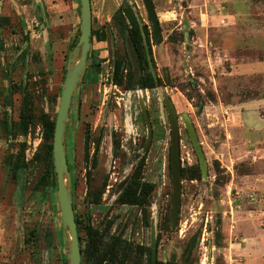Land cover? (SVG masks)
<instances>
[{
	"label": "rangeland",
	"instance_id": "374dc122",
	"mask_svg": "<svg viewBox=\"0 0 264 264\" xmlns=\"http://www.w3.org/2000/svg\"><path fill=\"white\" fill-rule=\"evenodd\" d=\"M47 1L51 20L47 15L46 27L51 40L48 38L47 45L29 44L24 48L27 57L22 62L18 57L25 39L16 35L17 25L7 16V0H0V16L4 19L0 54V264H67L66 233L56 193L51 195L35 187L45 169L41 161L33 158L44 141L42 125L36 121L22 133L15 123L25 91L31 94L37 115L42 111L56 113L72 51L70 42L78 40V0ZM90 1L92 31H102L105 38L93 37L85 79L78 91L79 115L76 116L75 97L66 134L80 235L86 238V225L104 232L111 221L110 233L121 232L123 247L130 253L125 264H148V252L141 247L151 248L152 261L181 263L187 259L193 264H252L254 258L260 259L263 249L247 248L245 239L263 231L259 227L263 223L258 222L254 212L259 202L258 191L242 180L245 173L255 169L248 164V147L240 132L230 130L233 125L239 131L246 127L230 117L240 110L237 103L253 93L264 95V71L251 76L225 74L227 62L218 47L225 50L231 46L218 35L243 30L230 23L217 28L211 20L217 13L228 18L235 12L243 18L252 15L258 20L257 25L264 26V0H247L248 7L238 2L224 9L216 7L215 0H153L160 38L152 45V70L162 85L138 90H125L111 82L115 55H130L113 15L119 7L131 5L152 33L142 0ZM30 11L32 8H27L26 13ZM255 44L256 41L241 37L240 51L229 54L249 59L261 54L264 58L262 52L245 50L258 49ZM9 80L13 83L11 90L7 86ZM165 99L172 101L177 115L182 168L200 169L183 114L189 116L195 128L206 161L201 179L181 178L177 225L174 223L171 229L164 225L171 216L173 193L171 129ZM244 107L242 116L246 124L248 120L260 121L258 111L253 112V104ZM6 122L10 125L8 132L4 128ZM87 131L92 139L88 161L84 158ZM98 138L97 165L90 168ZM21 143L25 144L24 167L14 174L10 164L14 163ZM144 153V179L155 184L148 205V225L143 223L139 207L116 200ZM104 183L100 203H88L87 190L96 192Z\"/></svg>",
	"mask_w": 264,
	"mask_h": 264
},
{
	"label": "trees",
	"instance_id": "16d2710c",
	"mask_svg": "<svg viewBox=\"0 0 264 264\" xmlns=\"http://www.w3.org/2000/svg\"><path fill=\"white\" fill-rule=\"evenodd\" d=\"M114 21L119 26V33L125 38L130 55L128 57L123 55H115L112 61L111 82L114 85L122 86L125 90H138V89H154L162 85L160 77L153 73L154 59L152 53L153 41L152 33L150 32L146 23L138 15L137 11L131 6L126 4L119 7L113 15ZM3 17L0 16V23L2 26ZM96 36L98 40H104L105 35L102 31H92L91 42L93 37ZM152 37V39H151ZM76 40L70 42V48L73 49ZM2 50V39H0V51ZM88 54V58L89 55ZM86 74V72H85ZM85 76L83 77V80ZM60 95H58L59 98ZM259 94L253 93V96L258 97ZM263 96L264 95H260ZM56 101V96L52 97ZM244 99V100H246ZM58 100V99H57ZM56 113L51 115L48 112H40L38 115L34 111L33 100L31 94L25 91L22 95V100L19 108L18 120L15 122L17 128L22 133H26L29 126L36 121H39L43 128L44 141L40 145L39 150L34 154V159L39 160L44 164V172L38 179L35 187L37 190L42 189L43 192L56 193V178L53 170L52 163V140L54 133ZM5 130H10L8 122L4 124ZM99 138L94 142V152L92 154L90 168H95L97 165V152L99 150ZM92 139L87 131L84 136V158L88 161L90 155V147ZM18 154L14 163L10 168L13 169L14 174L24 167V151L25 144H19ZM12 158V157H11ZM11 158H9V163ZM146 162L145 153L139 156L131 175L126 182L123 189L118 194L116 200L124 205L137 206L142 212V220L145 225L149 224L148 205L150 196L155 189V184L144 179V167ZM201 171L198 167L182 168L181 177L192 179H201ZM90 178V170L87 173ZM106 183L102 185L96 192L90 189L86 192V199L88 203L97 205L100 203L102 194L104 193ZM74 207V202H73ZM75 221L77 224V231L79 237V244L81 249V264H125L128 260L130 253L126 247H123L122 233H110L112 222L109 221L108 226L104 232H100L98 228H92L90 225L85 226L86 238L80 235V221L75 213ZM165 223V222H164ZM166 229H171L170 219H166L164 224ZM177 225V221L175 222ZM160 235H157L159 240ZM193 243L190 244L188 252L190 251ZM142 251L148 252V264H193L191 261L184 259L181 263L176 261H152L151 248L141 247ZM66 260V257L65 259Z\"/></svg>",
	"mask_w": 264,
	"mask_h": 264
},
{
	"label": "water",
	"instance_id": "95a60500",
	"mask_svg": "<svg viewBox=\"0 0 264 264\" xmlns=\"http://www.w3.org/2000/svg\"><path fill=\"white\" fill-rule=\"evenodd\" d=\"M142 3L146 11L147 20L152 25L153 41L157 43L160 38V25L155 11L153 0H142ZM78 10L80 15V31L78 40L71 51L67 63L64 81L62 84V89L60 92L58 106L56 110L54 133L52 140V163L56 178V196L60 209L61 222L63 230L66 233L67 264H81V249L79 244L77 224L75 221V211L73 207L71 173L68 167L66 154V134L67 121L69 119L75 97L77 98L76 116L78 117L79 115L80 94L78 91L79 86L83 82V77L87 67L88 54L90 53L91 48V1L78 0ZM165 106L168 112L171 129L170 167L173 184V193L170 224L173 225L176 221L180 204L182 178L179 151L180 139L175 107L170 99H165ZM145 117L147 121V126L149 127V133L151 134L150 125L146 114ZM183 120L193 149L197 155L201 174L204 176L206 172V161L201 146L199 144L195 128L187 114H183Z\"/></svg>",
	"mask_w": 264,
	"mask_h": 264
},
{
	"label": "crops",
	"instance_id": "0c3cea01",
	"mask_svg": "<svg viewBox=\"0 0 264 264\" xmlns=\"http://www.w3.org/2000/svg\"><path fill=\"white\" fill-rule=\"evenodd\" d=\"M47 2V0H25V2H21L20 0H7V16L10 18L9 20L11 22H14L15 25H17L18 29L17 34H15L20 35L21 38L25 39L22 49L27 48L29 44L34 47V43L36 42H42L43 44L47 45L50 37L47 35L46 16L49 15V19L51 20V9L49 6H47ZM215 2V4H217L215 5L216 7L223 9L227 8L231 4L236 5L238 2H241L247 7L250 3V1L247 0H215ZM250 6H252V4H250ZM27 8H32V11L26 13ZM41 19L43 21H41ZM257 21L258 20L252 15L248 16V18H243L240 17V15L236 16L235 12L229 15L228 18H225V15L222 13H217L212 17L211 23L217 28H222L223 26H226L230 23V25H238L240 29L243 30L232 35L227 34L222 36L221 33L218 35L231 46L225 50H222L218 47L220 52L223 51V57L227 62L225 74L231 76L238 74L247 76L263 74L264 58L261 57V54L255 59H249L245 56H230L229 54L230 51H240L241 45L239 47L238 45L241 37L246 39L250 38L251 40L256 41L255 45L259 46L258 49L251 48L245 50L259 51L264 53V26L257 25ZM244 25H247L248 28L243 27ZM36 26L37 28H35ZM252 104L255 106L253 112L256 113L258 111L257 114L260 117V121L248 120L249 124H246V121L242 116V111L245 109L244 106H250ZM236 107L240 110L234 112L230 118H232V121L239 122V126L244 128L246 127V129L239 131L236 130L237 128L233 125L230 130L232 133L240 132L242 142L248 147L247 151L250 156V161L248 164L249 166L253 167L255 171L251 173H245L242 176V180L252 188H256L258 191L257 199L259 202L258 207L254 212L256 213L258 222L263 223V225H259V227L263 230L262 233L258 231L257 236L245 238L247 242L246 247L262 248L264 252V244L262 240L264 239V97L258 96L243 100L237 103ZM259 256L260 259L254 258L252 264H264V254H260ZM250 257L252 258L255 256Z\"/></svg>",
	"mask_w": 264,
	"mask_h": 264
},
{
	"label": "flooded vegetation",
	"instance_id": "af4514ba",
	"mask_svg": "<svg viewBox=\"0 0 264 264\" xmlns=\"http://www.w3.org/2000/svg\"><path fill=\"white\" fill-rule=\"evenodd\" d=\"M19 54H20V55H19V57H18V60H22V62H23L24 60H26V57H27L26 49H22V50L20 51ZM11 85H13V83L10 82V80H9V84L7 85V86H8V90H9V89L11 90ZM10 93H11V92H10ZM10 93H8V97L6 98V99H7V100H6V102H7V106L10 105V102H9Z\"/></svg>",
	"mask_w": 264,
	"mask_h": 264
},
{
	"label": "built area",
	"instance_id": "2783aa9c",
	"mask_svg": "<svg viewBox=\"0 0 264 264\" xmlns=\"http://www.w3.org/2000/svg\"><path fill=\"white\" fill-rule=\"evenodd\" d=\"M114 85V84H113ZM114 86H117V85H114Z\"/></svg>",
	"mask_w": 264,
	"mask_h": 264
}]
</instances>
